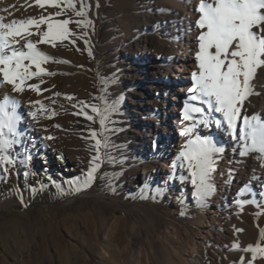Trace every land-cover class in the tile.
Listing matches in <instances>:
<instances>
[{"label":"rangeland","instance_id":"obj_1","mask_svg":"<svg viewBox=\"0 0 264 264\" xmlns=\"http://www.w3.org/2000/svg\"><path fill=\"white\" fill-rule=\"evenodd\" d=\"M31 3L35 4L34 0L22 5L26 18L57 11L46 6L34 16L29 10ZM84 3L85 17L67 10V15L56 19H86L91 21L87 27L71 23L73 35L69 40L55 47L37 44L41 52L56 61H66L42 65L54 75L42 74L27 80L22 92H14L0 76V101L5 95L17 101L20 116L18 143L10 150L12 163L0 161V264H35L38 254L40 264H137L139 257L141 264L165 259L181 264L194 247L202 250L212 245L209 236L202 234L204 221L220 219L224 225L235 211L242 212L243 206L218 197L216 180L223 161L224 183H229L241 167L235 157H243L242 142L230 140L225 148L221 141L216 144L223 152L215 157L210 179L214 190L203 206L198 204L187 165L182 166L177 158L175 166H171L173 153L165 159L157 157L158 143L166 136L163 126L145 147L139 143L140 133L133 124L135 115L129 98L137 96L131 85L141 77L140 71L127 67L131 55L122 49L152 25L153 12L143 11L148 7L141 0ZM0 17L5 23L12 20L5 19L2 12ZM27 39L35 43L39 37ZM22 44L23 40L15 47L23 49ZM169 78L172 83L177 80ZM105 80L107 84H103ZM29 85H38L40 91L31 90ZM102 87L106 89L103 93ZM102 94L110 104L118 101V111L107 124L111 131L105 133L109 146L101 150L103 163L92 186L69 193L67 181L83 178L95 154L90 130L99 132V121H90L83 113L94 115L86 106L99 104ZM163 96L173 106L176 98L172 93L163 92ZM173 128L180 134L186 127ZM185 139L182 143L176 139L173 148L180 152ZM55 184H61L65 194H60ZM215 202H219L217 208ZM26 233H34V237L26 241ZM138 241L144 242L141 248L135 243ZM43 242L46 249L40 251Z\"/></svg>","mask_w":264,"mask_h":264},{"label":"snow or ice","instance_id":"obj_2","mask_svg":"<svg viewBox=\"0 0 264 264\" xmlns=\"http://www.w3.org/2000/svg\"><path fill=\"white\" fill-rule=\"evenodd\" d=\"M34 2L40 8L47 6L57 11L48 16L13 19L8 23H4L0 17V76L3 82L12 85L14 92L24 91L25 82L33 77L42 74L54 75L46 72L42 65L49 61L66 62L56 61L54 57L41 52L37 44L55 47L58 42L69 40L73 35L69 29L71 23H76L78 27H87L91 23L86 19L76 21L71 18L56 19L67 15V10L73 11L77 17H85L87 5L84 0H78L79 9L77 0ZM196 11L199 16L195 25L200 30L196 37L197 71L192 72V87L188 89L189 95L183 109V119L193 123L180 134L190 135L197 125L207 127L208 114L220 113L223 121L217 119L215 123L218 126L226 124L227 131L242 142L240 154L244 156L256 153L257 159L264 161V116L244 115L243 125L239 127L237 134V121L241 118L243 105L253 94L251 82L257 69L264 66V0H200ZM33 35L39 37L35 43L27 39ZM20 40L24 41L23 49L26 51L15 47ZM85 43L87 44V41ZM107 83L108 81H103V84ZM28 87L40 91L38 85ZM105 91L106 89L102 87V93ZM99 100V104L86 106L94 115L83 113L86 119L99 121L100 131L90 130L95 154L89 161L88 171L83 178L77 177L67 181L69 193L86 191L92 186L95 174L103 163L101 150L109 146L105 133L111 131L107 124L111 122V115L118 111V101L110 104L103 94ZM17 104V101L7 95L0 101V161L5 165L12 163L10 150L18 143L16 138L20 134ZM30 115L35 117V113ZM222 152L223 148L217 147L209 137L194 135L186 141L179 153L178 159L182 161V166L187 165L191 176V183L195 189L193 197L201 206L214 190L210 183L211 174L214 171L215 157ZM104 156H107L106 152ZM55 186L60 194H65L61 184ZM249 190V185H244L237 195L244 196ZM259 196L264 197V191H261ZM236 203L241 206L250 203L261 207L255 199L237 200ZM256 215H264V212H257ZM233 248L239 249V244H234ZM240 250L250 253L247 264H255L257 259H264V228L259 229L258 239L254 245L250 244ZM240 264H244V257H241Z\"/></svg>","mask_w":264,"mask_h":264},{"label":"bare ground","instance_id":"obj_3","mask_svg":"<svg viewBox=\"0 0 264 264\" xmlns=\"http://www.w3.org/2000/svg\"><path fill=\"white\" fill-rule=\"evenodd\" d=\"M29 1L5 0L0 5V12L5 19L8 17L12 20L25 19L26 12L22 5ZM141 2L148 7L143 11L149 14L153 12L151 14L154 17L152 25L146 26L141 34L129 41L122 49L123 52L131 55L127 67L136 72L140 71L141 77L139 82L131 85L134 90L133 94L137 96L129 98L132 105L131 111L135 115L133 124L140 133L139 143L145 147L154 141V136L159 131L158 127L163 126L166 136L158 143L156 154L158 158L165 159L169 153H173L170 159L172 166L180 153L173 148V143L176 139H179L181 143L185 139V136L174 132L173 125L184 128L190 127L193 123L183 119V109L189 95L188 89L192 87V72L197 71L195 53L198 50V41L196 37L200 30L196 27L195 21L199 16L196 9L200 0H141ZM39 8L36 4L31 3L29 10L35 16ZM5 9L7 11H4ZM160 76L163 79H160ZM170 76L177 80L172 83ZM134 77L136 78V74ZM251 84L253 94L243 105L241 118L237 121V134L239 127L243 125L244 115L264 116V66L257 69ZM136 91L139 92L136 93ZM163 92L172 93L176 98L173 106L168 105ZM208 119V126L197 125L189 138L194 135L207 136L215 144L221 141L223 148L228 145L230 140L236 141V138L227 131L226 124L222 123L218 126L215 123L217 119L223 121L220 113L208 114ZM171 120L174 121L173 125ZM235 160L241 167L235 171L229 183H224L221 180L222 174L226 170V162L223 161L221 165V174H218L216 179L218 197L224 196L235 202L255 199L261 207L245 203L242 205V212L235 211L230 222L224 225L220 219L211 218V220L204 221L202 234L205 237L209 236L212 245L202 250L194 247L181 264H240L241 257H244V264H247V260L250 259V253H245L240 249L250 244L254 245L258 239L259 229L264 228V215H256L257 212H264V197L259 196V193L264 191V187H262L264 185V166H262L264 161L258 160L256 153L244 155L242 158L235 157ZM168 171L170 172L169 167ZM244 185H249L250 190L244 196H238L237 193ZM218 204L219 202H215V208L218 207ZM237 229L242 231H237ZM26 234V241L34 237V233ZM13 236L17 239L16 234ZM3 240L7 245L6 238ZM135 243L139 248L144 244L141 241ZM234 244H239V249H234ZM45 249L46 243L43 242L39 250L44 251ZM38 259H41L39 254L35 258V264H40ZM137 260V264H141V258L139 257ZM155 264H172V262L165 259V261H156ZM255 264H264V259H257Z\"/></svg>","mask_w":264,"mask_h":264}]
</instances>
